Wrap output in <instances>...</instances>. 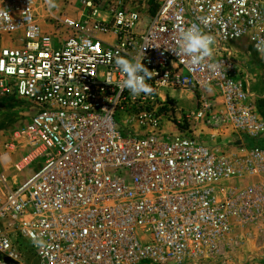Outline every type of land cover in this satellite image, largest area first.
<instances>
[{
    "label": "built area",
    "instance_id": "2783aa9c",
    "mask_svg": "<svg viewBox=\"0 0 264 264\" xmlns=\"http://www.w3.org/2000/svg\"><path fill=\"white\" fill-rule=\"evenodd\" d=\"M40 6L0 0V37L20 36L0 50V94L30 109L0 153L26 151L17 173L41 160L16 187L0 176V264H27L18 239L38 264L225 262L239 231L264 228V147L253 144L264 140V96L224 46L247 42L264 67V0H152L149 16L120 1L104 13L87 3V16L51 17L48 29ZM190 26L214 39L195 68L170 49ZM121 58L152 71V94L120 92ZM170 91L196 102L183 122L229 130V145L161 133Z\"/></svg>",
    "mask_w": 264,
    "mask_h": 264
},
{
    "label": "rangeland",
    "instance_id": "374dc122",
    "mask_svg": "<svg viewBox=\"0 0 264 264\" xmlns=\"http://www.w3.org/2000/svg\"><path fill=\"white\" fill-rule=\"evenodd\" d=\"M123 3L126 7L140 9L149 16L152 11V0H46V6H40L39 19L40 24L45 29H48L51 24V17L53 18H67L71 20H80V18L87 16L88 12L85 5L91 3L95 10L99 12H107L113 8L117 2ZM102 17H106L100 14ZM16 38V36H15ZM18 36L14 41L9 36L0 37V50L4 48L15 47L19 43ZM15 42L12 44L11 42ZM235 52L236 60L239 61L250 73L251 87L262 84V61L261 56L256 55L251 46L247 42H239L224 45ZM174 97V101L170 103L172 110L169 116L165 118L161 125V133H178L188 132L197 140L206 144L209 150L219 149L224 150L229 145L232 139L229 130L218 128L210 131L203 123L194 124L183 122V114H187L194 110L196 102L190 92L176 91L169 93ZM208 101L213 104L218 103L213 91L206 94ZM221 107L217 106L213 111L220 113ZM29 106L17 99L13 94H0V145L10 144L12 134L17 129L23 127L27 123V116L29 114ZM120 121V120H118ZM177 122H181L178 124ZM133 131L140 132L137 127L131 128ZM216 135L211 138L210 135ZM124 136V134H122ZM248 146L252 142L244 140ZM254 145L264 147V140L253 142ZM27 155L19 146H16L14 153H0V176L4 174L9 178V185L16 187L22 183L27 177L33 176L41 166V160L35 162L23 172L17 173L13 167L23 161ZM15 184V185H14ZM2 194L0 191V199ZM19 249L24 261L27 264H38L35 255L31 253L29 243L18 239ZM219 264H264V228L250 227L246 230L239 231L234 239L233 254L227 256V260Z\"/></svg>",
    "mask_w": 264,
    "mask_h": 264
},
{
    "label": "clouds",
    "instance_id": "9594fccd",
    "mask_svg": "<svg viewBox=\"0 0 264 264\" xmlns=\"http://www.w3.org/2000/svg\"><path fill=\"white\" fill-rule=\"evenodd\" d=\"M176 44L177 47L170 49L178 57L187 58L186 61L182 59L181 62H186L192 68L201 65L213 56V37L203 33L197 27L190 26L182 29ZM116 65L125 74V79L118 85L121 93L125 89L132 96H139L142 93L148 95L154 92V88L147 83L153 77L152 71H149L140 60L121 58L116 61ZM209 67L216 70L219 65L213 63Z\"/></svg>",
    "mask_w": 264,
    "mask_h": 264
},
{
    "label": "crops",
    "instance_id": "0c3cea01",
    "mask_svg": "<svg viewBox=\"0 0 264 264\" xmlns=\"http://www.w3.org/2000/svg\"><path fill=\"white\" fill-rule=\"evenodd\" d=\"M252 90L257 94V95H259V96H264V88H262L261 87V85L259 84V85H257L256 84V86L254 87V88H252ZM261 105H264V100H262L261 102ZM218 104V103H217ZM28 180V178L27 177H25V179L22 181V183H25L26 181ZM21 183V184H22ZM15 185V184H14Z\"/></svg>",
    "mask_w": 264,
    "mask_h": 264
}]
</instances>
